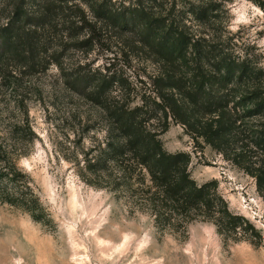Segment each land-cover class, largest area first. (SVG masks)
<instances>
[{"label": "rangeland", "instance_id": "1", "mask_svg": "<svg viewBox=\"0 0 264 264\" xmlns=\"http://www.w3.org/2000/svg\"><path fill=\"white\" fill-rule=\"evenodd\" d=\"M10 1L0 0V20ZM109 1L114 8L152 3ZM158 1L173 3L191 32L207 34L219 50L264 70V0H203L214 9L203 26L188 13L198 0ZM57 2L25 0L24 7L36 13ZM77 4L87 12L82 1ZM101 36L87 53L63 51L62 66L81 64L91 72L120 75L124 86L111 88L109 97L137 104L150 94L148 77L159 65L142 48L138 32L102 28ZM108 128L102 108L65 86L54 64L37 74L9 64L0 74V147L29 177L48 214L34 221L22 209L0 202V264H264V198L252 177L202 141L194 144L181 125L171 122L160 136L164 149L189 153L196 183L217 181L229 210L248 220L257 235L227 239L201 219L183 233L161 229L134 197L129 175L122 181L110 160L105 145L114 136Z\"/></svg>", "mask_w": 264, "mask_h": 264}, {"label": "trees", "instance_id": "2", "mask_svg": "<svg viewBox=\"0 0 264 264\" xmlns=\"http://www.w3.org/2000/svg\"><path fill=\"white\" fill-rule=\"evenodd\" d=\"M160 3L114 8L109 0H58L30 13L25 0H11L0 20V74L9 64L30 74L54 64L65 86L100 106L114 136L105 145L110 160L122 181L129 175L134 197L157 227L183 233L201 219L224 238L254 237L252 224L229 210L218 182L198 185L189 171L191 155L167 152L160 136L171 122L181 125L194 144L202 141L252 177L264 198V70L219 50L207 34L191 32L173 3ZM211 7L198 0L188 13L203 26ZM102 28L138 32L142 48L160 67L148 77L150 94L135 105L109 97L114 86L123 88L120 75L91 72L81 64L65 68L60 62L63 51H91L102 40ZM0 202L22 209L34 221L48 217L29 177L1 147Z\"/></svg>", "mask_w": 264, "mask_h": 264}, {"label": "snow or ice", "instance_id": "3", "mask_svg": "<svg viewBox=\"0 0 264 264\" xmlns=\"http://www.w3.org/2000/svg\"><path fill=\"white\" fill-rule=\"evenodd\" d=\"M23 163L25 164V166H27V164H28L27 161H23ZM124 239L125 240H129V239H131V237L130 236H125ZM116 250L119 251V248H117Z\"/></svg>", "mask_w": 264, "mask_h": 264}]
</instances>
